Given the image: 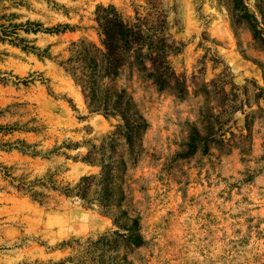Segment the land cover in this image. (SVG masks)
Instances as JSON below:
<instances>
[{"label":"rangeland","instance_id":"374dc122","mask_svg":"<svg viewBox=\"0 0 264 264\" xmlns=\"http://www.w3.org/2000/svg\"><path fill=\"white\" fill-rule=\"evenodd\" d=\"M109 5L129 20L164 12L182 45L171 63L187 84L181 101L135 69L108 84L126 91L148 125L123 186V208L138 216L144 241L127 261L264 264V119L254 122L251 146L240 147H250L245 154L176 157L191 128L203 132L205 113L221 111L220 94L203 93L204 84L224 79L249 95L264 87V48L249 26L264 31V0H0V264H80L87 242L115 229L96 206L60 191L99 173L82 159L118 124L90 113L61 65L72 44L99 46L95 13ZM235 118L237 135L243 115Z\"/></svg>","mask_w":264,"mask_h":264},{"label":"trees","instance_id":"16d2710c","mask_svg":"<svg viewBox=\"0 0 264 264\" xmlns=\"http://www.w3.org/2000/svg\"><path fill=\"white\" fill-rule=\"evenodd\" d=\"M152 11L129 20L123 18L114 6L97 7L95 22L99 46L82 39L71 45L70 57L61 64L81 88L90 113L118 119L114 131L103 136L98 145H90L82 159L84 163L97 167L99 173L82 177L72 189L60 190L66 196L79 198L88 208L96 206L103 216L111 219L115 228L87 242L79 252L80 264H130L127 255L144 245L138 216L123 208V186L128 166L133 167L138 162L142 137L148 125L126 91L108 84L124 71L135 69L159 92L169 93L180 101L185 99L186 78L177 75L171 63V58L181 52L182 45L169 35L164 12L154 7ZM262 24L264 26V22ZM249 26L253 39L264 48V31L255 23ZM34 27V32L40 29L39 25ZM59 28L45 31L58 32ZM3 35L4 38L10 37ZM9 43L46 57L45 51L39 53V49L29 46L28 42L14 38ZM228 85L230 88L226 91ZM208 87L220 94L221 111L216 115L205 113L203 132L191 128L181 152L176 155L179 159L189 158L198 150L208 152L215 148L228 154L231 147L251 146L254 122L258 118L264 119V87L253 86L250 95L246 87L240 89L227 84L224 79L204 84L203 93L211 92ZM237 113L243 115V125L236 135L232 129H237ZM21 147L26 151L27 146L22 144ZM249 148H240V152L245 154Z\"/></svg>","mask_w":264,"mask_h":264}]
</instances>
